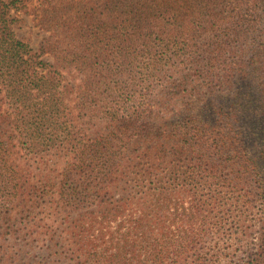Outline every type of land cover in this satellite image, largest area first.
Instances as JSON below:
<instances>
[{"label":"rangeland","instance_id":"374dc122","mask_svg":"<svg viewBox=\"0 0 264 264\" xmlns=\"http://www.w3.org/2000/svg\"><path fill=\"white\" fill-rule=\"evenodd\" d=\"M4 1L15 2L11 14L16 18L17 37L34 52L43 53L42 59L64 75L61 122L70 126L61 133V141L72 136L75 143H91L116 129L115 123L91 119L84 110L83 102L89 101L85 107L90 106L97 93L114 94L103 104L127 115L136 109L156 110L152 107L164 96L169 100L183 91L177 75L149 76L147 64L139 57L127 60L110 79L104 74L98 86L80 70L58 66L51 47L64 52L82 44L98 45L106 42L105 31H109V45L133 46L135 35L117 38L120 21L105 18L107 8L102 0ZM120 8L114 2L110 14L116 15ZM252 90L257 95L264 92L256 85H243L229 94L246 95ZM250 98L244 102L249 109L238 111L242 119L236 127L243 131L246 151L241 143L237 150L229 146L223 153L198 149L175 162L170 156L155 168L144 159L134 176L124 180L120 176L113 194L75 206L62 201L60 194L65 185L78 186L64 182L72 157L69 151L55 149L34 155L20 132H14V169L31 172L33 188L16 199H7L9 191L0 189V244L11 252L9 263L264 264V120L255 124L262 117V105L252 110L259 105ZM4 100L0 90V116L8 113ZM172 101V109L180 104L179 97ZM185 117L168 119V125L184 124ZM143 148H136L138 155H143ZM239 150L242 156L236 154ZM148 171L152 176L148 177ZM159 250L162 253L157 257Z\"/></svg>","mask_w":264,"mask_h":264},{"label":"trees","instance_id":"16d2710c","mask_svg":"<svg viewBox=\"0 0 264 264\" xmlns=\"http://www.w3.org/2000/svg\"><path fill=\"white\" fill-rule=\"evenodd\" d=\"M102 1L107 8L105 18L120 21L117 38L135 35L133 46L109 45V31H105L106 42L98 45L82 44L65 48L64 52L51 47L58 66L76 68L98 86L104 74L110 79L127 60L139 57L147 64L149 76L177 75L182 81L178 87L183 91L169 100L164 96L159 105L152 107L156 110L136 109L127 115L103 104L114 94L97 93L90 106L85 107L89 101L83 102L84 110L90 112L91 119L115 123L116 129L91 143H75L72 136L61 141V133L70 126L61 122L64 75L42 59L43 53L34 52L17 37L13 28L16 18L11 14L15 2L0 0V90L8 105V113L0 116V189L9 191L7 199H16L33 188L31 172H18L12 163V134L17 131L34 155L55 149L69 151L72 157L64 182L78 186L65 185L60 194L62 201L75 206L113 194L121 183L120 176L123 180L134 176L144 159L155 168L170 156L176 158L171 159L175 162L198 149L223 153L230 150L229 146L237 150L241 143L246 151L243 131L236 127L242 119L238 111L249 109L244 104L248 97L259 105L252 110L262 105V117L255 124L264 120V92L229 94L243 85L264 90V0ZM114 2L121 6L116 15L110 14ZM216 91L222 94L217 96ZM175 97H179L180 104L172 109ZM80 109L82 112L83 107ZM182 115L186 116L184 124L168 125V119ZM140 146H144L140 150L143 155L137 154ZM262 148L264 151V144ZM236 154L242 156L240 150ZM150 176L152 172L148 171ZM159 253L162 251L156 252L157 257ZM9 254L0 244V264H10Z\"/></svg>","mask_w":264,"mask_h":264}]
</instances>
